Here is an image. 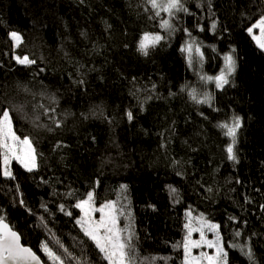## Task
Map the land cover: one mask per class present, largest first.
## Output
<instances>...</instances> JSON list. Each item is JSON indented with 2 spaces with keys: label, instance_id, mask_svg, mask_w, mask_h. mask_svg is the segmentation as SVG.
I'll return each instance as SVG.
<instances>
[{
  "label": "trees",
  "instance_id": "trees-1",
  "mask_svg": "<svg viewBox=\"0 0 264 264\" xmlns=\"http://www.w3.org/2000/svg\"><path fill=\"white\" fill-rule=\"evenodd\" d=\"M182 3L170 18L147 0H0V114L37 158L6 178L0 149V218L45 264V244L64 264H108L77 223L89 193L115 204L133 264H184L189 211L219 225L228 264H264V51L249 32L264 0ZM145 33L164 37L148 55ZM189 39L205 77L233 57L224 87L190 68ZM235 118L233 144L221 125Z\"/></svg>",
  "mask_w": 264,
  "mask_h": 264
},
{
  "label": "snow or ice",
  "instance_id": "snow-or-ice-1",
  "mask_svg": "<svg viewBox=\"0 0 264 264\" xmlns=\"http://www.w3.org/2000/svg\"><path fill=\"white\" fill-rule=\"evenodd\" d=\"M147 2L151 5L152 9L156 10L155 14L157 16H159L161 12H166L171 18L174 16L175 12L187 11L183 6L182 0H147ZM162 27L165 29H172L173 26L168 20H164ZM212 27L214 28L215 25ZM255 27L260 29V38H258L257 42L261 48H264V19H261ZM249 32H252L251 28ZM11 37L17 44L21 41V37L16 32H12ZM162 39H164V37L159 34L145 33L139 43V50L144 55H148L149 48L155 47ZM187 51H192L191 46L188 47ZM224 59L227 73L221 72L219 76L214 78L218 88H222L224 84L228 83L227 75L235 70V61L233 57L229 55L225 56ZM16 60L21 64L34 63V61L29 60L27 56L22 58L17 56ZM202 79L204 78L202 77ZM206 79L212 80L213 77H206ZM192 98L194 100L197 99L194 92ZM197 102L205 103L207 102V97L204 100H197ZM129 118H131V113H129ZM239 126V118H235L231 126L228 124L221 125L222 128L226 129V135L232 138L233 144H235L236 133ZM0 149H3V160L5 165L3 174L5 176L14 179L7 167L12 159L22 164L28 171H32L33 168L36 167L35 149L32 147L31 141L27 137L21 139L16 135L13 131L12 118L7 110L0 114ZM20 149H23V151ZM227 152L230 159L236 160L233 146L230 145L227 148ZM93 199V194L89 193L87 200H83L76 205L81 208L88 217L86 222L82 223L78 220L77 223L81 224L85 234L94 241L96 247L103 253V258L108 261V264H133L130 253L127 251L129 245L121 235V230L117 227L118 220L115 204L109 202L100 208H94L91 206ZM85 205L89 207L85 208ZM94 211L101 213L100 220L95 222L91 219V213ZM189 215L191 214L189 213ZM201 220L203 221V217H201ZM203 226L202 224L199 228L193 229L191 222L186 225L189 229L188 235L185 237L184 243L178 245V247L182 246L184 249V264H201L202 261H207V264H227V251L217 231L219 225L206 223L209 230L216 231L217 239L215 241L207 239L203 231ZM193 230L200 232L199 240L194 241L191 239ZM128 240H131V234H129ZM202 244H206L208 248H214L215 254L209 255L202 252L199 256H193L192 249L199 248ZM43 248L53 264H64V260L61 256L57 255V253L46 244ZM65 251L67 250L65 249ZM246 254L250 260H253V254L250 250ZM0 264H41L40 258L30 248L20 243L19 234L9 227L3 218H0Z\"/></svg>",
  "mask_w": 264,
  "mask_h": 264
},
{
  "label": "rangeland",
  "instance_id": "rangeland-1",
  "mask_svg": "<svg viewBox=\"0 0 264 264\" xmlns=\"http://www.w3.org/2000/svg\"><path fill=\"white\" fill-rule=\"evenodd\" d=\"M161 13H163V12H161ZM164 13H166V12H164ZM166 14L168 15V13H166ZM262 19H264V17H263ZM258 22H259V21H258ZM258 22H257L255 25H257ZM250 34L253 36L255 42H256L257 45L259 46V43L257 42V40H258V38H260V29L254 26V27L252 28V32H251ZM14 42H15L16 45H18L16 41H14ZM19 43H20V42H19ZM189 46H191V48H192V51H191V52H188V51H187V49H188ZM259 47H260V46H259ZM260 48H261V47H260ZM197 49H198V50H197ZM261 49L264 51V48H261ZM185 52H186V55H187V58H188V62H189L190 68H191L193 71H195V72L197 73V75L200 76L201 79H202V77H203L204 79H202V80H203L204 82L207 81L208 83H213V84L216 86V81H215V79L207 80L206 77L203 75V72H202V66H203V60H202V45L200 44V42H199L198 40H195V39H189V40L187 41L186 45H185ZM233 60H234V59H233ZM222 72H226V73H227V68H226V62H225V60H224V67H223V69H222ZM233 72H234V71H233ZM233 72H232L231 74H228V75H227V79H228V81L230 80V78H231ZM220 74H221V73H220ZM225 85H226V84H224L223 87H224ZM216 87H217V86H216ZM217 88H218V87H217ZM192 92L195 93V91H192ZM192 95H193V93H192ZM195 95H196V98H197L198 100H204V99L207 97V101H208V100H209V97H210V96H208L207 94H202L203 96H201V95L195 93ZM232 123H233V122L229 123L228 125L231 126ZM12 126H13V124H12ZM13 131H14V128H13ZM225 131H226V129H225ZM237 131H238V130H237ZM236 134H237V133H236ZM229 137H230V136H229ZM230 138H231V137H230ZM231 139H232V138H231ZM32 147H33V146H32ZM33 148H34V147H33ZM20 150L23 151V149H20ZM35 155H36V153H35ZM14 162H17V161H16L15 159H12V160L10 161V163L8 164V166H7V167H8V170L11 172V174H12V164H13ZM17 163L20 164L19 162H17ZM2 164H3V173H4V167H5V165H4V160H3V149H2ZM20 165H21L24 169H26L22 164H20ZM36 169H37V158H36V167H34L32 171H34V170H36ZM26 170H27V169H26ZM3 175H4V174H3ZM4 177H6V178H10V177H7V176H5V175H4ZM91 206L94 207V208H100V207H101V206H100V207L95 206L93 202H91ZM88 207H89L88 205H85V208H88ZM115 209H116V206H115ZM80 210H81V208H80ZM81 211H82V210H81ZM189 213H190L191 215H189ZM116 215H117V220H118L117 227L121 230V234H122V228L120 227V224H121L120 222H121V220H120V218L118 217L117 212H116ZM201 217H203V221L201 220ZM100 218H101V213H100V212H96V211H94V212L91 213V219H92L93 222L100 220ZM87 220H88V217L85 215V212L82 211V219H81V222L83 223V222H86ZM189 222H191V226H192L193 229L199 228V227L203 224V225H204V226H203V231H204L205 236L207 237V239L210 240V241H215V240L217 239L216 231L209 230L208 227L206 226V223H211V224H214V223L208 221V220L206 219V217L204 216V214H194L192 211H189V212L187 213V224H189ZM205 222H206V223H205ZM216 225H217V224H216ZM81 227H82V226H81ZM187 231H189L188 228H187ZM217 231H218L219 236H220V238H221V241H222V243H223V245H224V241H223V239H222V236H221V234H220L219 229H218ZM191 239L194 240V241H195V240H199V239H200V232H199V231H196V230H193V231H192V235H191ZM224 248H225V245H224ZM225 250H226V248H225ZM202 252L207 253V254H209V255H214V254H215V249H214V248H208L206 244H202V246L199 247V248H193V249H192V255H193V256H199V254L202 253ZM201 264H207V261H202ZM227 264H228V262H227Z\"/></svg>",
  "mask_w": 264,
  "mask_h": 264
},
{
  "label": "water",
  "instance_id": "water-1",
  "mask_svg": "<svg viewBox=\"0 0 264 264\" xmlns=\"http://www.w3.org/2000/svg\"><path fill=\"white\" fill-rule=\"evenodd\" d=\"M7 223V222H6ZM8 224V223H7ZM9 225V224H8ZM9 227H11L10 225H9ZM16 232V231H15ZM20 236V235H19ZM20 243L23 245V246H25L24 244H23V242H22V238H21V236H20ZM25 247H27V246H25ZM28 248H30V247H28ZM31 249V248H30ZM32 250V249H31ZM33 251V250H32ZM34 252V251H33ZM35 253V252H34ZM36 254V253H35ZM37 255V254H36ZM38 256V255H37ZM39 257V256H38ZM40 258V257H39ZM40 260H41V264H45L43 261H42V259L40 258Z\"/></svg>",
  "mask_w": 264,
  "mask_h": 264
}]
</instances>
